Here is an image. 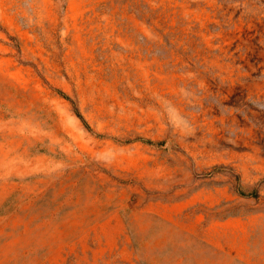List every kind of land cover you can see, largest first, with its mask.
Instances as JSON below:
<instances>
[{"label": "rangeland", "instance_id": "rangeland-1", "mask_svg": "<svg viewBox=\"0 0 264 264\" xmlns=\"http://www.w3.org/2000/svg\"><path fill=\"white\" fill-rule=\"evenodd\" d=\"M0 264H264V0H0Z\"/></svg>", "mask_w": 264, "mask_h": 264}]
</instances>
